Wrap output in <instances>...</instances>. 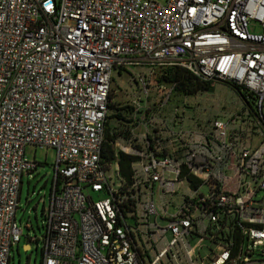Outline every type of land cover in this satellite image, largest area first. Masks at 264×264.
<instances>
[{
  "label": "built area",
  "instance_id": "1",
  "mask_svg": "<svg viewBox=\"0 0 264 264\" xmlns=\"http://www.w3.org/2000/svg\"><path fill=\"white\" fill-rule=\"evenodd\" d=\"M132 66L147 68L144 89L165 67L243 87L258 118L186 132L175 108L174 150L138 121L136 146L114 143L137 158L128 184L101 149L112 73ZM160 88L168 99L174 85ZM27 146L56 151L40 264H264L251 257L264 241V0H0V264L20 242L22 177L39 165Z\"/></svg>",
  "mask_w": 264,
  "mask_h": 264
},
{
  "label": "rangeland",
  "instance_id": "2",
  "mask_svg": "<svg viewBox=\"0 0 264 264\" xmlns=\"http://www.w3.org/2000/svg\"><path fill=\"white\" fill-rule=\"evenodd\" d=\"M154 1L164 3L166 0ZM146 69L132 66L129 69L124 68L112 73V98L110 102L115 105V109L109 110L108 123L117 134L116 140L121 143L130 140L131 144L135 145L134 137L141 138L146 132L144 126L141 125L134 131L133 134L135 135L131 133L130 129H133L138 121L146 124L148 131L153 133L154 136H161V128L166 126V122L173 125L175 108H177L180 120L184 122L182 125L188 122L191 124V128L185 130L186 132H195L198 127L202 129L203 125H209L214 119L227 121L231 115L236 116L238 113L242 117H237L239 124L243 123L244 126L255 124L253 116H247L242 112L246 107L244 100L226 83H216L211 86L212 91L199 92L191 96L169 93L167 99L168 92H164L160 88L162 83L157 81L158 72L162 69H155V73L150 77V83L146 89L139 84L137 77L148 72ZM165 111H168V113ZM118 113L120 118L112 117ZM256 129L258 128L256 127L254 131ZM138 144H141V142L139 141ZM25 156L29 160L39 163V165L34 172L22 177L21 195L15 215L17 226L21 229L22 234L18 247H14L11 251L10 264L41 263L43 245L41 237L44 235L43 226L45 224L42 211L48 204L55 174L56 151L54 149L27 146ZM108 173L117 184L119 179L114 172V168ZM179 188L180 191H185L188 184L183 181ZM154 192L157 205L158 188L156 185ZM150 222H153V218H150ZM128 223L131 225L133 221L128 220ZM158 224L163 226L164 222L159 221ZM30 239L33 241L29 242ZM196 241L194 240L192 244L194 245ZM26 244L29 245V248H25ZM253 250L254 252L251 255L253 259H264V241L257 242ZM200 251L202 256L207 253L206 248H202Z\"/></svg>",
  "mask_w": 264,
  "mask_h": 264
},
{
  "label": "trees",
  "instance_id": "3",
  "mask_svg": "<svg viewBox=\"0 0 264 264\" xmlns=\"http://www.w3.org/2000/svg\"><path fill=\"white\" fill-rule=\"evenodd\" d=\"M157 81L158 83L166 85H174L172 93H176V95L180 96H191L199 92L212 91L213 89L208 83L196 78L190 72L180 67L163 68L158 72ZM227 85L234 89L244 100V102L246 103V107L242 110V112L248 113L247 116H253L255 122V117L258 118V114L255 110L253 94L243 87L230 83H227ZM111 98L112 97L110 94L108 110L115 109V105L111 104L110 102ZM249 101H251V103H249ZM247 109H249V111H247ZM238 114L241 115L240 113ZM119 116L120 114L118 113L112 117L120 118ZM108 119L109 116H107V121L105 123L104 141L101 149V162L103 164H111L113 162H116L121 179L124 182L130 184L132 180V165L137 161V158L135 156L116 151L114 143L117 138V134L110 127ZM181 179H185L190 187L191 184L194 187L198 185V182L194 180V178H192L190 174H188L185 168H183L182 170Z\"/></svg>",
  "mask_w": 264,
  "mask_h": 264
},
{
  "label": "crops",
  "instance_id": "4",
  "mask_svg": "<svg viewBox=\"0 0 264 264\" xmlns=\"http://www.w3.org/2000/svg\"><path fill=\"white\" fill-rule=\"evenodd\" d=\"M168 113V111H165ZM182 123H184L182 121ZM183 129L184 130H188L189 128H191V124L188 122V123H185L182 125ZM177 128V126L173 123V125H169L168 122H166V126L164 128H161V135H162V138L164 139V146L167 147L168 149H175L177 147V144H173L171 143V141H168L165 137L167 136V132L168 130H175ZM21 188H22V182H21V186H20V194H19V200H20V195H21ZM26 246H28L29 248V245L26 244L25 245V248Z\"/></svg>",
  "mask_w": 264,
  "mask_h": 264
},
{
  "label": "water",
  "instance_id": "5",
  "mask_svg": "<svg viewBox=\"0 0 264 264\" xmlns=\"http://www.w3.org/2000/svg\"><path fill=\"white\" fill-rule=\"evenodd\" d=\"M26 247H28V246H26Z\"/></svg>",
  "mask_w": 264,
  "mask_h": 264
}]
</instances>
